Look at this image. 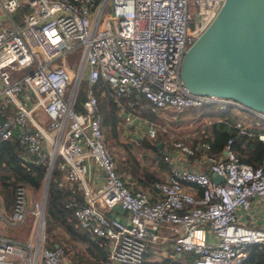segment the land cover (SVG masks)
Masks as SVG:
<instances>
[{
    "label": "built area",
    "instance_id": "obj_1",
    "mask_svg": "<svg viewBox=\"0 0 264 264\" xmlns=\"http://www.w3.org/2000/svg\"><path fill=\"white\" fill-rule=\"evenodd\" d=\"M191 2L195 13L189 11ZM222 2L0 0L10 18L7 25L0 22V114L4 115L0 140L17 135L35 161L47 163V175L56 163L64 173L60 184L83 188L85 203L76 207L75 214L82 227L108 239L111 264H141L149 243L158 239L169 241L178 252L195 251L196 264H240L250 244L264 243V228L241 224L237 216L239 206L248 208L253 197H264V163L243 160L234 149L233 137L218 155L209 152L207 140L192 144L179 138L167 140L175 146L174 152L195 156L208 164V170L173 165L167 179L154 181L160 196L153 198L145 189H133L117 169L93 88L102 78L116 99L129 97L125 126L141 120L150 137L165 125L137 113L131 96L177 109L206 103L244 106L233 98L191 92L181 77L185 51ZM22 4L27 9L19 20L15 16ZM71 51L77 56L68 61ZM29 65H33L30 71L15 73ZM84 77L90 86L77 108ZM248 109L264 118L263 112ZM234 125L253 133L242 121ZM257 134L264 141V130ZM59 155L63 157L58 162ZM164 157L171 159L169 152ZM93 165L104 173L99 187ZM214 173L224 178L217 181ZM192 182L200 185V193L193 190ZM46 197L44 188L37 195L27 183L19 182L12 208L0 207V264H75L62 244H48ZM116 206L128 216L111 213ZM28 213L34 218L30 232L25 236L6 232L8 225L21 224Z\"/></svg>",
    "mask_w": 264,
    "mask_h": 264
},
{
    "label": "trees",
    "instance_id": "obj_2",
    "mask_svg": "<svg viewBox=\"0 0 264 264\" xmlns=\"http://www.w3.org/2000/svg\"><path fill=\"white\" fill-rule=\"evenodd\" d=\"M26 9L27 5L24 4L18 8L16 15L19 20ZM89 86L88 78H82L75 107H82L81 102L86 98ZM93 88L98 96V110L102 117L106 144L108 147L109 145L115 147L120 142L119 105L102 78L93 84ZM127 98L130 100L129 97ZM127 98L124 97L126 101H128ZM131 98L135 100L137 113L155 119L160 124H168L161 112L169 110L168 113L175 115L169 119L170 122L178 124L191 118L199 120L200 123L194 131L181 130L178 136L188 142L202 139L209 141L211 154H220L226 140L233 137L234 149L243 160L253 165L264 163V141L257 134L264 130V118L260 119L259 123L256 119L250 123L242 122L253 132L249 134L234 125L235 116L229 108H220L216 103L177 109L158 107L144 96H131ZM205 117L207 119H204ZM164 131L166 130L159 127L158 136L163 135L161 133ZM157 139L145 136L142 138V143L146 147L153 148L158 154L160 152L156 145L159 141ZM130 142L132 139L129 138L123 144L129 147ZM112 152L119 171L123 172L125 169L124 171H127L133 179L136 178L138 185H142L146 190L156 191L153 186L154 181L162 178L154 175L147 166L140 164L130 151L128 158L122 161H118L115 151ZM62 157L59 155L58 162L62 160ZM47 173V163L35 161L34 155L20 142L17 135L0 140V197L7 209L12 208L17 183H27L33 192L39 195L45 186ZM62 175L63 170L55 163L48 182L46 197L48 244H62L66 254L75 264H111L108 239L82 227L75 214L76 207L85 203L83 188L76 183L60 184ZM192 185L196 192L198 190L200 192L201 187L198 183L192 182ZM157 241H151L149 246ZM248 250V256L241 264H264V243H252L248 246ZM196 258L197 254L192 250L178 252L170 246L168 252L163 253V251L147 248L141 264H196Z\"/></svg>",
    "mask_w": 264,
    "mask_h": 264
},
{
    "label": "water",
    "instance_id": "obj_3",
    "mask_svg": "<svg viewBox=\"0 0 264 264\" xmlns=\"http://www.w3.org/2000/svg\"><path fill=\"white\" fill-rule=\"evenodd\" d=\"M181 77L191 92L233 98L264 113V0H223L185 51Z\"/></svg>",
    "mask_w": 264,
    "mask_h": 264
},
{
    "label": "crops",
    "instance_id": "obj_4",
    "mask_svg": "<svg viewBox=\"0 0 264 264\" xmlns=\"http://www.w3.org/2000/svg\"><path fill=\"white\" fill-rule=\"evenodd\" d=\"M0 22L4 23V21L2 19H0ZM124 97L125 96L120 97L119 99H116L117 104L119 105V112L118 113L120 116L119 123H120V128H121V129H119V130H121L119 133L120 142H119V144H117L115 146V149H116L115 155H118V157H117L118 161H122V160L127 159L129 156V151H130L135 156V158L139 160L140 164L147 166L152 171V173H154V175L162 178V180H165L170 176L171 167L173 165H177L179 167H189V168L193 167V168L208 170V164L206 162L199 161L195 156H185L184 154L180 153L179 151L174 152V150H176L175 146L173 144H170L167 142V140H173L175 138L182 139L185 142L191 143V144L196 142V141L188 142L185 139L180 138L178 136V134L182 130V129H180L181 123L187 124V123H193V122L199 121V120H197V119L195 120L194 118H191L188 121L183 120L184 122H180L178 124L171 122L174 124V126H173L169 120L171 118L172 114L164 111V113L166 112L168 114V115L167 114L163 115L164 118L167 120V123H168L167 124L168 126L165 127V129H163L166 131L161 133L163 135H159V136H162L161 139H157V138H159L158 133H157L156 137H151L153 139L159 140L156 145L158 146V151L160 153L156 154V151L153 148L146 147L142 143L143 137H145V136L150 137V136L146 132V129H145L146 127H145V125H143V122L141 120H140V122L138 120L135 121L134 125H132L130 127L125 126V122H124L125 112H124V110L128 109L127 107H129L130 105H129V99L126 97L128 99V101H126V99H124ZM216 104L220 108H223V109L229 108L230 111H232V113L235 116V120H236L235 122L242 121L243 123H245V122L250 123V122H252V120L256 119V122L259 123L260 119H263V117H260L259 115L253 113L247 107H244L242 105H237V104L231 103L225 107H221L218 103H216ZM169 108H171V107H169ZM162 112H161V114H162ZM173 116H175V115H173ZM144 117H147V116H144ZM147 118L152 119L150 117H147ZM204 119H207V118L205 117ZM153 120H155V119H153ZM131 127H133L134 129L133 130L130 129ZM261 131H263V130H261ZM129 138L132 139V142L129 143V147H126L123 143H125V141H127ZM160 141H162V144L158 145V143ZM141 146H144L148 149H152V151L154 152L153 154H151L149 161L145 159V156L147 154H145V152H143L144 150L141 149ZM123 147H124V150L121 149ZM166 152L170 153V156H171L170 160H167L164 157V154ZM171 152H174V154H177V155H172ZM178 155H180V157ZM132 162H134V161H132ZM124 170H123V173L125 174L130 186L133 189H137V188L144 189L142 185L137 184V180H135L136 178L133 179L131 177V175L127 171H124ZM91 172H92V174L96 180V185L99 187V185L102 184L103 179H104L103 171L98 167H94V165H93L91 167ZM63 177H64V173L62 175V179H63ZM147 191L152 195L153 198H157L160 196V191L157 188H156V191H151V190L150 191L147 190ZM197 193H200L199 190ZM2 206L5 207L4 203ZM2 206H0V207H2ZM110 212L115 214V215L120 216L121 218H126L128 216V212L120 206L114 207V209L111 210ZM237 216H238V222L241 224H244L247 226L264 228V197H260V196L253 197L252 203H251L250 207H248V208L239 206L237 208ZM165 242H167V247L169 248L170 242L169 241H165ZM248 253H249V250H248ZM244 260H245V258L243 259V261Z\"/></svg>",
    "mask_w": 264,
    "mask_h": 264
},
{
    "label": "rangeland",
    "instance_id": "obj_5",
    "mask_svg": "<svg viewBox=\"0 0 264 264\" xmlns=\"http://www.w3.org/2000/svg\"><path fill=\"white\" fill-rule=\"evenodd\" d=\"M109 10H110V7H108L105 11H109ZM189 11H190L191 13H195V11H196V5H195L194 3H192V2L190 3ZM15 17L18 18L17 15H16ZM0 19H2V20L4 21V24H5V25H7V24L10 22V18L7 17V16L4 14L1 4H0ZM76 56H77L76 53H75L74 51H71L70 53H68V55H67L66 58L68 59V61H71V60H73ZM61 60H62V58H61V59H57V62H60ZM73 67H74V73L76 74L77 68H76L75 65H73ZM32 68H33V65H29V66L24 67V68L21 69V70L16 71L15 73H16L18 76H21V75H23L24 73L30 71ZM71 81H72V82H70V83L68 84V88H67V90H66V93H68V92L70 91L71 87H72L73 84H74V80L72 79ZM169 111H170V110H169ZM169 111H168V112H169ZM165 114H167V113H166V112L164 113V111H163V112H162V115H165ZM167 115H168V114H167ZM172 116H173V115H172ZM172 116H171V119H172ZM170 123H171V122H170ZM199 123H200L199 121H195V122H193V123H187V124H185V123H181V125H180V129L185 130V131H189V132H190V131H194V130L196 129V127H198ZM171 124L174 126L173 123H171ZM161 125H165V124H161ZM167 126H168V125L166 124L165 127H167ZM130 129L133 130L134 128L131 127ZM109 148H110L112 151H116L115 147H113V146H110V145H109ZM121 149L124 150V147L121 148ZM141 149H143V150H144L143 152H145V154H147V155L145 156V159L149 161V158L151 157V154H153L154 152L152 151V149H148V148H146V147H144V146H141ZM114 153H115V152H114ZM115 154H116V153H115ZM116 156L118 157V155H116ZM147 156H148V157H147ZM117 159H118V158H117ZM2 205H3V201H2V199H1V197H0V206H2ZM33 220H34L33 216H32L30 213H28V214L26 215L24 221H23L21 224H18V225H8V226L6 227V232H8V234H11V235L25 236L28 232H30V231L32 230V223H33ZM170 246H171V245H170ZM152 248H153L155 251H156V250H159V251H163V253H167L170 247H169V248L167 247V242H165V241H161L160 239H158L157 242H155L154 244L148 246V249H152ZM167 248H168V249H167ZM18 261H19V263H22V260H18Z\"/></svg>",
    "mask_w": 264,
    "mask_h": 264
}]
</instances>
